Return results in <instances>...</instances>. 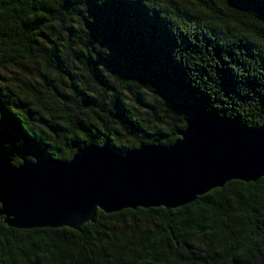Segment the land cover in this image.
<instances>
[{"label":"trees","instance_id":"trees-1","mask_svg":"<svg viewBox=\"0 0 264 264\" xmlns=\"http://www.w3.org/2000/svg\"><path fill=\"white\" fill-rule=\"evenodd\" d=\"M264 120V0H1L0 151L68 161ZM0 264H264V179L79 230L0 217Z\"/></svg>","mask_w":264,"mask_h":264},{"label":"water","instance_id":"water-1","mask_svg":"<svg viewBox=\"0 0 264 264\" xmlns=\"http://www.w3.org/2000/svg\"><path fill=\"white\" fill-rule=\"evenodd\" d=\"M178 135L124 154L89 145L68 161L15 165L0 151V217L16 229L79 230L97 210H170L232 180L264 179V120L251 129L197 119Z\"/></svg>","mask_w":264,"mask_h":264}]
</instances>
